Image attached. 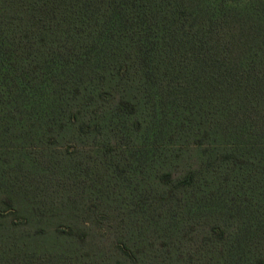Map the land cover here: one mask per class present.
Here are the masks:
<instances>
[{"label": "trees", "instance_id": "trees-1", "mask_svg": "<svg viewBox=\"0 0 264 264\" xmlns=\"http://www.w3.org/2000/svg\"><path fill=\"white\" fill-rule=\"evenodd\" d=\"M0 264H264V0H0Z\"/></svg>", "mask_w": 264, "mask_h": 264}]
</instances>
